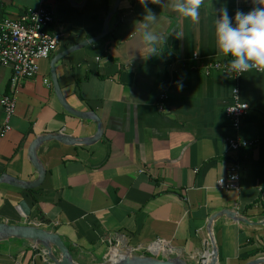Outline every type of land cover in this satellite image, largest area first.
<instances>
[{
    "label": "crops",
    "instance_id": "crops-1",
    "mask_svg": "<svg viewBox=\"0 0 264 264\" xmlns=\"http://www.w3.org/2000/svg\"><path fill=\"white\" fill-rule=\"evenodd\" d=\"M43 1L59 44L39 61L38 74L22 82L11 130L0 137V179L6 178L0 223L26 224L19 208L26 202L28 222L57 233L79 264L113 260L125 246L136 256L180 257L187 264H211L215 251L216 264L264 257V71L229 77L198 70L202 61L231 58L217 44L223 10L234 20L237 11L264 3L202 0L193 20L173 7L175 0ZM144 3L155 19H146ZM39 5L0 0V19ZM153 31L158 39L147 40ZM10 74L0 66V98ZM52 78L73 109L94 113L102 134L87 145L53 139L40 146L46 174L31 194L8 182L36 179L34 141L96 133L93 121L63 111ZM235 102L248 106L237 128L225 115ZM3 120L0 106V131ZM230 139L254 144L233 153ZM231 162L240 168L239 190L221 191L217 180ZM241 216L255 226L238 223ZM0 264L46 263L39 250L11 240L0 243Z\"/></svg>",
    "mask_w": 264,
    "mask_h": 264
},
{
    "label": "built area",
    "instance_id": "built-area-1",
    "mask_svg": "<svg viewBox=\"0 0 264 264\" xmlns=\"http://www.w3.org/2000/svg\"><path fill=\"white\" fill-rule=\"evenodd\" d=\"M53 23V14L40 0V5L35 10H29L17 19H0V66L9 67L11 70L6 93L0 98V106L4 114L0 137L10 132V121L15 115V95L22 82L34 78L38 74L39 61L48 59L54 53L59 44V35L48 31ZM198 60V55L192 56ZM231 60L210 59L202 61L198 70L204 75L219 72L225 76L236 77L242 73L231 69ZM256 72L262 70L251 69ZM248 110L245 104L237 103L225 109V115L233 128H237L241 118ZM254 142L238 139H230L228 147L236 153L240 149L253 146ZM240 168L235 162H231L225 176L217 180V188L221 191H238L240 180Z\"/></svg>",
    "mask_w": 264,
    "mask_h": 264
},
{
    "label": "water",
    "instance_id": "water-1",
    "mask_svg": "<svg viewBox=\"0 0 264 264\" xmlns=\"http://www.w3.org/2000/svg\"><path fill=\"white\" fill-rule=\"evenodd\" d=\"M106 33V29L104 28L103 34ZM104 36L101 35L100 38ZM81 45L75 46L73 50H77ZM53 91L55 93L56 99L63 111L67 114L81 119L85 121H93L96 124V133L93 137L88 139H71L69 137L55 135V136H42L38 138L31 146L30 154L31 161L36 169L37 177L33 181L24 182L18 180H10L9 185L22 189V190H34L41 186L45 179L46 170L44 166L40 163L37 158L36 151L40 146H42L45 142L50 140H57L64 144L71 146H79V145H87L96 142L101 134H102V124L99 119L92 112H81L73 109L67 101L64 99L56 79L52 78ZM6 178L2 177L0 179V183L5 182ZM7 183V182H6ZM19 208L22 216L25 219L24 225H10L7 223H0V243L8 242L11 240L22 241L24 245L32 247L34 249L39 250L45 255V263L46 264H79L74 261L67 247L64 245L61 237L46 228H42L39 225L30 224L28 219L30 217V209L27 206L26 202L21 201L19 203ZM238 223H245L251 226H255V223L248 222L244 217H240ZM212 245L214 247V251L216 250V246L214 244V239H212ZM123 256H118L113 260H108L102 264H187L180 257L179 258H167L162 260H157L151 257L145 256H136L132 254V251L125 246L124 249L121 250ZM216 264V251L213 256V261L211 264ZM246 264H264V257H259L253 261H250Z\"/></svg>",
    "mask_w": 264,
    "mask_h": 264
},
{
    "label": "clouds",
    "instance_id": "clouds-1",
    "mask_svg": "<svg viewBox=\"0 0 264 264\" xmlns=\"http://www.w3.org/2000/svg\"><path fill=\"white\" fill-rule=\"evenodd\" d=\"M201 2L202 0H175L173 7L185 17L198 20ZM144 7L147 9L146 19H155L153 9L147 3H144ZM216 36L218 47L225 55L232 57L233 71L244 73L253 68L264 71V7H255L248 12L237 11L234 20L225 8L217 22ZM146 39L156 41L158 34L155 31L148 32ZM177 87L183 90V80L177 81Z\"/></svg>",
    "mask_w": 264,
    "mask_h": 264
},
{
    "label": "trees",
    "instance_id": "trees-1",
    "mask_svg": "<svg viewBox=\"0 0 264 264\" xmlns=\"http://www.w3.org/2000/svg\"><path fill=\"white\" fill-rule=\"evenodd\" d=\"M37 190H39V189L29 190L28 192H30L31 194H34ZM33 201H34V203H37V200H35V198L33 199Z\"/></svg>",
    "mask_w": 264,
    "mask_h": 264
}]
</instances>
